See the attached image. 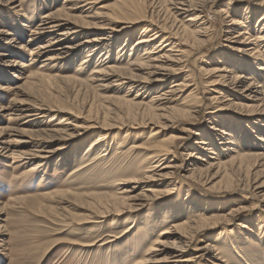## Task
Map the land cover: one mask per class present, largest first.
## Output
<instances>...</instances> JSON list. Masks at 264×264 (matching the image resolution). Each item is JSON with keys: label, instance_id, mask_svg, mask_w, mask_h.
Masks as SVG:
<instances>
[{"label": "bare ground", "instance_id": "bare-ground-1", "mask_svg": "<svg viewBox=\"0 0 264 264\" xmlns=\"http://www.w3.org/2000/svg\"><path fill=\"white\" fill-rule=\"evenodd\" d=\"M26 1L0 0V24L13 21L20 29L29 31L24 41V33L0 26V95L10 97L6 106L0 103V159L10 160L16 168L28 167L26 173L32 174L49 161L63 164L72 145L94 138L100 130L84 152V143L75 148L72 154L75 168L71 169V175L96 174L106 180L105 187L110 191L86 195L66 191L43 194L57 204H64L68 196L85 198L88 213L62 224L64 227L83 229L90 225L92 233L106 218L115 217L123 231L118 237L104 236L115 241L130 236L134 229L140 228L139 223L145 224L142 231L146 237L141 246L134 244L131 252L121 255L138 257L136 264H261L250 249L255 241L264 245L263 216L256 222L247 217L255 204L257 208L264 207V196L259 195L264 181L250 184L246 179L250 173L254 176L264 173V14L255 24L252 21L259 13L256 8L247 9L243 21L235 17V12L221 15L228 43L221 49L227 52L217 54L214 66L204 73L207 77L203 87L207 90L199 98L191 80L192 70H187L188 58L194 52L189 38H208L210 27L202 14L204 7L214 0H129L132 9L148 3L152 10L147 16H128L127 4L112 10L108 5L96 9L105 0H63L60 7L40 12L38 17L34 12L26 14ZM31 1L33 7L45 4V0ZM51 1L56 4L58 0ZM186 17L189 18L184 21ZM137 21L145 25L133 42L136 33L132 27ZM90 30L94 31L91 35ZM80 53L83 58L74 70L80 75L93 64L89 74L84 80L68 76L64 79L103 90H127L117 101L130 104L127 112L130 115L135 114L132 108L142 109L145 105L141 97L155 93L149 106L142 109L141 116L146 117L147 126L158 117L165 118L171 126L180 125V114L183 121L205 114L210 123L207 132L190 130L163 138L151 133L146 139L133 138L131 143H127L128 137L123 134V140L113 144L117 130L146 128L144 122L98 125L91 124L92 121L80 124L70 118L59 119L65 111L50 99L32 96L28 90L45 80L58 78L46 70L61 64L67 68L68 63L77 61ZM123 60L124 66L111 65L112 61ZM4 67L19 69V73L9 74L8 78ZM230 108L245 110L236 113L251 122L227 121L221 114ZM191 138H196L192 150L180 154L182 145ZM241 146H253L254 152L242 151L243 154L238 148ZM103 163L110 165L105 168ZM149 184L164 186L166 190L160 193ZM224 191L241 193L243 198L229 209L221 208L223 202L207 204L209 198L205 196L211 194L215 199L212 193ZM174 195L160 211H152L164 197L166 200ZM252 197L254 202L250 200ZM7 206L11 207L9 202L0 203V214ZM210 207L215 210L211 212ZM60 212H56L61 217L56 222L62 223L68 215ZM156 225L162 229L156 231ZM232 226L234 230H229ZM214 228H223L224 233L208 239L210 229ZM4 229L0 225L1 254L8 250V264H24L20 260L23 255L18 259L14 257L16 253L6 249ZM135 239L138 240L137 236ZM70 244L88 248L95 243ZM213 249L215 252L209 257Z\"/></svg>", "mask_w": 264, "mask_h": 264}, {"label": "rangeland", "instance_id": "rangeland-1", "mask_svg": "<svg viewBox=\"0 0 264 264\" xmlns=\"http://www.w3.org/2000/svg\"><path fill=\"white\" fill-rule=\"evenodd\" d=\"M62 1L63 0H58L55 4L54 2L52 3L51 0H45V4H35V6L33 7L31 6L33 5V2L31 0H28L24 5V10L27 15H30V12H34L37 14L35 16L38 17L41 15V13H45V11L48 12L52 9L60 7ZM123 4H127L126 6H128V10H126L128 16H135L138 14L147 16L148 13L152 10L148 3H143L142 5L140 4L139 6H137L138 9H132L133 6L130 5L129 0H105L102 3H99L96 6V9L100 5H108V8L114 10L115 8ZM48 5L50 7H48ZM251 8H256L259 10V13L254 18V21H252V24H255L256 21L264 14V0H232L231 2L230 0H214L208 3L206 7H204V13L202 14V16L207 17V23L210 27L208 38H202L200 36L189 38L194 47V52H192L190 57L188 58L187 64L189 67L187 68V70H192L193 79L191 78V80L192 82L193 80L195 82V84L193 83V85L196 86V92L198 93L199 98L201 97V95H203V93L205 95V91L207 90L205 87H203L205 86L204 82L206 81L207 77V75L204 76V73L206 72V70H209L211 66H214V58L217 56V54H220L221 52H227L226 49H221V46H226L228 44L227 42H225L227 36L225 37V35L223 34L224 23L222 21L221 15H223L224 13H230L231 15V13L234 14L235 12V17L243 21L245 18V12L247 11V9ZM136 10L137 12H135ZM220 10H223V12L220 13ZM163 12L164 9L162 10L161 14ZM214 12H216L217 14L215 17L211 15ZM188 18L189 17H186L183 20L185 21ZM83 21L88 20L83 19ZM144 25L145 23H140V21H137L136 25L132 27V32L136 33V37H134L133 42L135 41V38L140 36L139 32L141 30V27ZM0 26H3L7 30L16 29L22 34L24 33V41L27 39V36L29 34V31H27V29L26 31L20 29L19 27H17L15 22L13 23V21L4 22L0 24ZM88 32L89 35L94 33V31L91 30ZM19 42L20 40L16 42V47ZM190 42H188V44H190ZM116 49L117 45L114 50ZM77 57L78 58H76V62L68 63V70L67 68H64L63 64L56 66L53 69L46 70L49 75L59 76L58 78L45 80L37 88L28 90V93H30L32 96H37L39 99L44 100L50 99L52 100V103H55L57 107L60 108V110L65 111L66 113L64 115H59V119L61 117L64 120L70 118L72 120H76L80 124H86L89 123V121H92V123L90 122L91 124H94L96 122L95 124L98 125H104L107 123L108 125H110V123L111 125H129L130 123L142 124L144 122L143 125L146 128L129 129L130 131L124 130L120 132H118L117 130L113 135V137L116 136L114 137L116 139L113 141V144L123 140L121 136L123 134L128 137L125 138L127 143H131L133 138L135 139V141L138 139H146L148 136H150L151 133H157L155 137L163 138L169 136L171 133H174L175 135L179 134V132L180 134H185L187 133V131L190 132V130L193 132H207L206 129L210 126V123H208V119L205 114L200 115L197 119V116H194V118L192 116L191 118H186V120L184 121L183 119H181L180 114V125L172 124L171 126L170 122H168L165 118L158 117L151 121L152 124H149V126H147L148 121H146V117L141 116L142 109H145L147 106H149L148 103L150 102L151 97H154L156 95L155 93L145 97H141L142 99L144 98L142 102L145 103V105L142 107V109L132 108L133 111H135V114L130 115L127 113L131 108V106H129L130 104L122 105L119 103V101H117V99L124 96V93L127 90H103L98 87L94 88L78 83L77 81L64 79L63 77L68 76L84 80L85 77L89 74V70L91 69L93 64L90 66V69L88 68L86 70H83L82 74H76L74 69L80 64V61L83 58V53H80ZM28 58L29 57H27L26 60ZM117 62L118 61H112L111 65H125V60H123L122 63ZM3 66L5 65H3L2 63L1 67L3 68ZM50 66H52V64H50ZM4 69L8 74V78L9 74L11 76V74L13 73H19V69H10L6 67H4ZM0 83L2 82L0 81ZM193 88L194 87H192V89ZM1 97L3 96L0 95V103L6 106L9 103L10 97ZM180 109L185 108L180 106ZM227 110L229 111L221 114L222 117H224V119H226L227 121L233 120L237 121L238 123L251 122L250 120H244L243 118L238 116L239 114L236 113L241 111L243 112L245 110H241L238 108H230ZM181 112L182 111L180 110V113ZM245 118L251 119V117ZM3 125H5V123H3ZM99 131L100 130L95 132L96 135L94 138L88 137L91 141H89V139H84L76 143L74 146L72 145L69 153L67 154L68 158L63 161V164L59 165L60 162H58L57 165V161H49L47 165L41 167L42 169L40 168L39 170H37V172H33L32 174L26 173L28 167L16 168L10 160L6 161L0 159V203L9 202V204L11 205V207L7 206L3 208L2 213L0 214V219L4 220V223L0 222V225L5 227L4 242L7 247L6 249L12 250L13 254L16 253L17 255L15 254L14 257L17 256L16 258L18 259L19 256L23 255L20 260H22L24 264H136V262L139 261L138 257L130 255L129 257L122 258L123 256L121 255L126 251L131 252V250L135 248L136 245L141 246L144 237H146L142 231V229L146 227L145 224L139 223L140 228L134 229L130 236L124 239H115L114 241L113 238H107L104 236L116 235L118 237L120 235L124 228L119 227L122 225L119 223V219L114 220L115 217L106 218L92 233L89 232V230L91 229L90 225H85L83 229H78V227L76 226L64 227L62 224L67 225L71 223V221H76L77 219L85 216L88 213L87 209H89V206L85 204V202H83L85 198L82 197V199H75L74 196H68L65 197L67 201H64V204H57L56 202L50 199H46L43 196V194L50 193L52 191H66L71 194L77 195H86L89 193H108V191H110L107 187H105V183H107L106 180L102 179L96 174L91 173L85 176L82 175V177L80 175V177L71 175V169L75 168V166L72 165V160H75L74 156L72 155L75 151V148L79 144L84 143L85 145L82 146V152H84L89 142H92L97 138V136L99 135ZM195 139L196 138H191L189 142L186 141L180 148L179 153L181 154L182 152L191 151V148L196 141ZM238 148L240 149L239 151L243 154L244 152H254L253 146H241ZM57 158L58 156L54 159ZM101 165L107 168L110 164L106 165L103 163ZM185 166L186 165H184V168ZM246 180L250 184H252L254 181L257 182L259 180H261L260 182H262L264 181V173H257L256 176L250 173L248 174ZM149 185L154 190L159 191L160 193L166 190L164 186L160 187L154 184ZM260 190L261 191L259 192V195L260 197H262L264 196V186ZM224 192L212 193L215 196V199L210 196L211 194H209V196H205V198H209V203L207 204L210 205L212 202H223L221 208L229 209L232 206L240 203L243 198L241 193H236L234 191ZM174 197L175 195L168 198L166 197V200H164V197L161 204L155 205L152 211L155 209L160 211L166 205V203L172 200ZM254 199V197L250 198V200L253 202ZM255 205L251 210L252 213H249L247 218H250L254 220V222H256L259 216H263L264 220V213H261V211L264 212V207L257 208ZM209 209H211V212L215 210L211 207ZM58 211H61V214L65 213L68 215L65 216L66 219H64V222L62 223L60 221L56 222L58 221L57 219H61L60 216L56 215V212ZM145 212L147 213L149 212V210ZM137 216L134 218H137ZM116 221H118V224H116ZM238 223H240V221L235 222L234 224L236 225ZM155 229L156 231H159L162 229V227L156 225ZM229 230H234V227H230ZM137 231L139 232L137 233ZM222 233H224L223 228L210 229L207 238H218L220 237L219 234ZM136 236L138 238L137 241L135 239ZM207 238L203 239V242H206ZM72 242L80 244H95L93 247L81 248L79 246H71L70 243ZM134 244L136 245L134 246ZM22 248L24 249L22 250ZM263 248L264 245L259 244L257 241H255V244H253L250 249L252 254L258 257V260L261 264H264ZM215 249L210 251L208 255L209 257L214 254ZM7 251L8 250L4 251L5 255H3L1 254V252L3 251L0 250V264H8L10 262V257L8 254L9 252L7 253Z\"/></svg>", "mask_w": 264, "mask_h": 264}]
</instances>
